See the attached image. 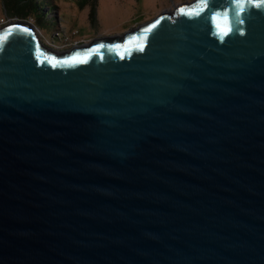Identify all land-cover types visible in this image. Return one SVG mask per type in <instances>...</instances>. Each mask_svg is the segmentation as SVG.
Listing matches in <instances>:
<instances>
[{"label":"water","instance_id":"obj_1","mask_svg":"<svg viewBox=\"0 0 264 264\" xmlns=\"http://www.w3.org/2000/svg\"><path fill=\"white\" fill-rule=\"evenodd\" d=\"M33 22L0 27V264H264V6L68 52Z\"/></svg>","mask_w":264,"mask_h":264},{"label":"rangeland","instance_id":"obj_2","mask_svg":"<svg viewBox=\"0 0 264 264\" xmlns=\"http://www.w3.org/2000/svg\"><path fill=\"white\" fill-rule=\"evenodd\" d=\"M37 1L42 9L41 18L47 21L40 20V25L33 22L40 40L52 50L68 52L97 38L122 36L162 12H172L194 0H98L93 21L88 18V7L79 10L66 0ZM16 19L21 20L7 14L0 0V27Z\"/></svg>","mask_w":264,"mask_h":264},{"label":"trees","instance_id":"obj_3","mask_svg":"<svg viewBox=\"0 0 264 264\" xmlns=\"http://www.w3.org/2000/svg\"><path fill=\"white\" fill-rule=\"evenodd\" d=\"M74 3L79 10L89 8L88 18L93 21L98 0H66ZM5 11L9 15L16 16L22 20L34 19L40 25V20L45 22L41 5L37 0H2ZM50 5V4H49ZM45 18V17H44ZM47 22V21H46ZM45 22V23H46ZM43 26V23L41 24Z\"/></svg>","mask_w":264,"mask_h":264},{"label":"snow or ice","instance_id":"obj_4","mask_svg":"<svg viewBox=\"0 0 264 264\" xmlns=\"http://www.w3.org/2000/svg\"><path fill=\"white\" fill-rule=\"evenodd\" d=\"M234 2L239 5L241 0H234ZM197 3H200L207 7V0H197ZM248 3L253 4L256 7L264 6V0H248ZM180 13L187 14V15H199V11H196L194 8H188L185 9L184 7H181L180 9L177 10ZM200 11H203V8L200 9ZM212 21L215 23L216 28L220 31L222 35H227V33L231 30L230 29V22L228 21V16L227 12L218 13V12H213L211 15ZM220 20L224 21V26L222 27L221 24L218 22ZM154 27V25H152ZM22 31L27 32L28 29L24 28ZM147 31V30H146ZM10 35V33H8ZM51 59H55L54 57ZM70 62H82L76 57H70L68 58Z\"/></svg>","mask_w":264,"mask_h":264}]
</instances>
